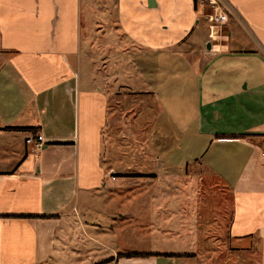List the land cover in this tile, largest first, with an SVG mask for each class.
Instances as JSON below:
<instances>
[{"label":"crops","instance_id":"crops-1","mask_svg":"<svg viewBox=\"0 0 264 264\" xmlns=\"http://www.w3.org/2000/svg\"><path fill=\"white\" fill-rule=\"evenodd\" d=\"M222 2L217 48L197 0H0V264H264V0Z\"/></svg>","mask_w":264,"mask_h":264},{"label":"rangeland","instance_id":"rangeland-1","mask_svg":"<svg viewBox=\"0 0 264 264\" xmlns=\"http://www.w3.org/2000/svg\"><path fill=\"white\" fill-rule=\"evenodd\" d=\"M205 5H201V14L203 15V18H206V15H210L213 13L212 9L210 8L211 6L208 5L206 2L204 3ZM201 19L200 21V26L198 27L197 30H195L194 33H197V35L201 36L203 39H208V45L210 46H215V47H221L224 46L226 44V41L228 39V27L227 26H215V25H211L210 27V22L209 21H205V19ZM209 24V30L207 23ZM212 36V37H211ZM167 64H182L181 60H176L175 58H170V60H167ZM135 115H138L135 118L134 123L136 122V130H141L142 131H138L137 135H138V140L143 141V131H148V125L144 124L143 120H144V115L143 114V106L142 104L138 105L137 103L135 104ZM140 122L142 123V125H140ZM163 125H165V127H167L168 131H174V128H176L177 126L173 123V114L168 113L165 114V117L163 118ZM145 132V133H146ZM140 157H136L135 163L138 164L139 162L141 163ZM114 176V175H111ZM209 182H211V180L208 178ZM218 186V185H217ZM215 187L214 190V195L212 197V192H211V186L210 185H198V187L196 188V191L198 190L199 194L203 195V200H200V208H203V210H200V213H204V210H206V203L208 205L207 209H210L213 207L216 209V207H219L220 211L224 210L225 207H227V200L226 198V193L223 194L224 192H221L220 188ZM174 191V190H173ZM208 194V195H207ZM207 197V198H206ZM201 223V221L199 222ZM218 252H216V259H217V263L221 260V256L219 255V250H216ZM224 251V249H223ZM254 253L252 252V254H248V258H250L251 263L248 264H255L254 263V258L252 257ZM221 263V262H220Z\"/></svg>","mask_w":264,"mask_h":264},{"label":"built area","instance_id":"built-area-1","mask_svg":"<svg viewBox=\"0 0 264 264\" xmlns=\"http://www.w3.org/2000/svg\"><path fill=\"white\" fill-rule=\"evenodd\" d=\"M197 2L200 5H205L206 2L208 5H210L213 13L210 15H206V20L209 21L210 27L211 25L215 26H223L227 21V15L223 11V2L222 0H197ZM27 146H30L33 150V152H38L41 150L44 139L43 136L40 134H34L29 136L25 141ZM262 156L264 157V152L262 153ZM112 180L114 179V176H112Z\"/></svg>","mask_w":264,"mask_h":264},{"label":"trees","instance_id":"trees-1","mask_svg":"<svg viewBox=\"0 0 264 264\" xmlns=\"http://www.w3.org/2000/svg\"><path fill=\"white\" fill-rule=\"evenodd\" d=\"M127 257H131V258H134V257H141V255H138V254H129V255H126Z\"/></svg>","mask_w":264,"mask_h":264}]
</instances>
